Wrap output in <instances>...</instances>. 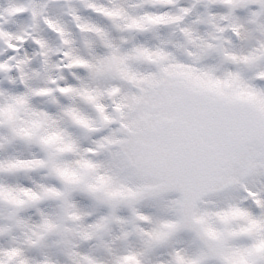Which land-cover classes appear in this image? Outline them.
Masks as SVG:
<instances>
[{
  "label": "snow or ice",
  "instance_id": "snow-or-ice-1",
  "mask_svg": "<svg viewBox=\"0 0 264 264\" xmlns=\"http://www.w3.org/2000/svg\"><path fill=\"white\" fill-rule=\"evenodd\" d=\"M0 264H264V0H0Z\"/></svg>",
  "mask_w": 264,
  "mask_h": 264
}]
</instances>
